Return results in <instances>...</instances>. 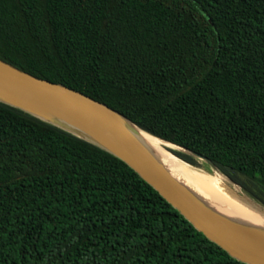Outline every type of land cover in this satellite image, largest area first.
<instances>
[{"label": "trees", "instance_id": "trees-1", "mask_svg": "<svg viewBox=\"0 0 264 264\" xmlns=\"http://www.w3.org/2000/svg\"><path fill=\"white\" fill-rule=\"evenodd\" d=\"M0 59L264 206V0H0ZM0 264L245 263L122 160L0 103Z\"/></svg>", "mask_w": 264, "mask_h": 264}, {"label": "water", "instance_id": "water-1", "mask_svg": "<svg viewBox=\"0 0 264 264\" xmlns=\"http://www.w3.org/2000/svg\"><path fill=\"white\" fill-rule=\"evenodd\" d=\"M0 103L28 113L122 160L157 190L209 240L245 264H264V225L230 216L177 177L147 136L162 141L180 161L199 170L173 150L205 162L213 173L240 189L249 207L264 214V206L245 194L207 157L156 137L120 112L61 84L40 79L0 59Z\"/></svg>", "mask_w": 264, "mask_h": 264}, {"label": "bare ground", "instance_id": "bare-ground-1", "mask_svg": "<svg viewBox=\"0 0 264 264\" xmlns=\"http://www.w3.org/2000/svg\"><path fill=\"white\" fill-rule=\"evenodd\" d=\"M147 139L177 177L184 180L190 187L217 206L221 211L233 217H239L246 221L264 225V214L262 215L253 211L246 199L241 196L240 189L230 184L222 175H211L208 178L211 183L208 187L199 186L189 177L188 173L192 171L191 167L170 153L162 141L151 136H147Z\"/></svg>", "mask_w": 264, "mask_h": 264}, {"label": "rangeland", "instance_id": "rangeland-1", "mask_svg": "<svg viewBox=\"0 0 264 264\" xmlns=\"http://www.w3.org/2000/svg\"><path fill=\"white\" fill-rule=\"evenodd\" d=\"M202 164H204V163L202 162ZM199 168H200L199 170L192 168V171L188 173L189 177L191 178V180L194 183H196L199 186H204V187L210 186L211 183H210V180L208 178L211 175H215V173H213L211 171L210 167L206 166L205 164L200 166ZM225 179L228 180L227 178H225ZM228 182H229V180H228Z\"/></svg>", "mask_w": 264, "mask_h": 264}]
</instances>
